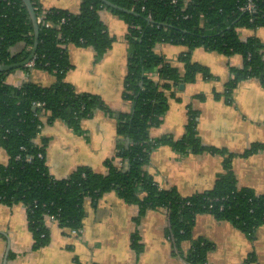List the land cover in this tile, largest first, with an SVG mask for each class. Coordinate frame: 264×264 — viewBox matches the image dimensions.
Returning a JSON list of instances; mask_svg holds the SVG:
<instances>
[{
	"label": "trees",
	"instance_id": "1",
	"mask_svg": "<svg viewBox=\"0 0 264 264\" xmlns=\"http://www.w3.org/2000/svg\"><path fill=\"white\" fill-rule=\"evenodd\" d=\"M108 1L117 7L103 0H81L79 12L75 13L60 7L45 8L33 0L37 16L42 17L38 47L35 58L32 57L34 68L53 73L56 80L51 85L32 80L14 85L5 81L13 68L0 71V146L9 156L7 163H0V202L25 205L29 228L38 247L50 240L47 216H54L64 229H80L85 216L84 199L97 200L105 192L116 190L125 202L138 205L137 220L149 209L167 210V235L176 250L187 264H207L213 243L194 237L196 216L210 213L218 220L230 221L253 238L257 227L264 225V193L238 186L232 164L234 154L201 142L196 110L189 109L185 133L178 140L167 135L152 138L149 130L160 122L168 108L167 90L182 82L195 81L199 73L205 78L212 76L207 66L191 60L196 47L242 55L243 66L230 68L231 78L224 87L226 100H232L233 90L241 80L255 77L264 84L263 43L257 36L242 40L238 32L242 27H264V0ZM249 3L254 4L252 9L248 8ZM103 8L129 24L126 39L130 57L123 98L132 103V110L115 114L116 155L122 164L117 166L107 159L105 174L82 165L69 176L58 178L47 167L48 138L42 136L38 141L44 117L47 122L62 119L73 130L82 132L81 120L96 109L114 114L100 95L79 92L65 80V74L73 67L68 54L70 44L92 46L97 58L111 47L114 37L99 15ZM34 38L33 24L22 0H0V64L24 60ZM159 42L187 46V51L180 55L185 65L183 73L155 51ZM18 43H24L25 47L14 54L12 47ZM163 143H170L181 152L191 149L223 154V172L214 186L187 196L175 187L159 186L146 166L152 150ZM260 147V143H253L244 154ZM131 240L139 251L140 236L134 234ZM184 241L191 242L188 252L182 250ZM72 264L82 263L75 259Z\"/></svg>",
	"mask_w": 264,
	"mask_h": 264
},
{
	"label": "crops",
	"instance_id": "2",
	"mask_svg": "<svg viewBox=\"0 0 264 264\" xmlns=\"http://www.w3.org/2000/svg\"><path fill=\"white\" fill-rule=\"evenodd\" d=\"M45 7H60L79 12L81 0H39ZM114 41L105 53L97 58L92 46L70 44L68 54L73 67L65 80L79 92H90L102 97L112 110L103 109L81 120L82 132L69 127L62 119L44 124L38 136L48 138L47 164L58 178L69 176L78 166L86 165L99 173H107L106 160L121 166L117 152V112H130L132 103L123 98L124 78L128 70L129 46L126 39L129 24L113 11H99ZM239 37L245 40L257 36L263 43L264 27L239 28ZM25 47L18 43L12 47L16 54ZM155 51L183 73L185 65L180 55L187 51L183 44L159 42ZM191 60L207 66L212 74L205 78L201 73L193 82H182L166 91L168 108L160 122L150 130L152 138L164 135L181 138L189 120V109L198 112L197 129L201 142L224 148L234 154L233 169L239 187L252 188L264 193V84L251 77L241 80L233 90L232 100L225 99L231 67H242L243 57L234 53L225 55L196 47ZM157 79V76H155ZM32 80L51 85L56 76L38 68H17L7 73L5 81L19 85ZM219 95V96H218ZM253 143L262 147L244 154ZM8 154L0 146V163L8 162ZM224 155L204 150L179 151L170 143L155 147L146 166L155 182L164 188L175 187L184 195L211 189L223 172ZM85 216L82 232L70 233L47 218L50 232L47 244L36 246L29 228L24 204L8 205L0 202V264H187L183 255L167 235L169 214L163 208L149 209L137 220L139 207L127 203L116 192L107 191L97 200L86 197L83 202ZM134 234L140 236L142 248L132 245ZM195 238L202 237L213 243L207 255V264H264V225L257 227L253 238L235 227L230 221L218 220L210 213L196 216L193 228ZM190 241L182 243L188 252Z\"/></svg>",
	"mask_w": 264,
	"mask_h": 264
},
{
	"label": "water",
	"instance_id": "3",
	"mask_svg": "<svg viewBox=\"0 0 264 264\" xmlns=\"http://www.w3.org/2000/svg\"><path fill=\"white\" fill-rule=\"evenodd\" d=\"M107 5L113 6V7H117V5L113 4L112 2L108 1V0H103ZM22 2L24 3L30 19L32 21L33 24V28H34V43L33 46L30 50L29 55L22 61L20 62H14V63H4V64H0V71H6V70H11L12 68H19L22 67L23 65H26V63L32 59V57L34 56L37 47H38V41H39V23L37 21V14H36V10H35V6L33 4V0H22ZM7 263V256L4 258V262L3 264Z\"/></svg>",
	"mask_w": 264,
	"mask_h": 264
},
{
	"label": "built area",
	"instance_id": "4",
	"mask_svg": "<svg viewBox=\"0 0 264 264\" xmlns=\"http://www.w3.org/2000/svg\"><path fill=\"white\" fill-rule=\"evenodd\" d=\"M35 1H38V2H39V0H35ZM253 7H254V4H253V3H249L248 8H249V9H252ZM35 8H36V7H35ZM41 19H42L41 16H37V21H38V23L41 22ZM34 58H35V56H34ZM34 58L30 59V60L26 63V66H28L29 68H34V66H35V59H34ZM36 104H37V105H41L40 102H37ZM47 217H48L49 219H51V220L56 221V219L54 218V216H47ZM56 222H57V221H56ZM69 232H70V233L79 234V233L82 232V228H80V229H71V230H69Z\"/></svg>",
	"mask_w": 264,
	"mask_h": 264
}]
</instances>
